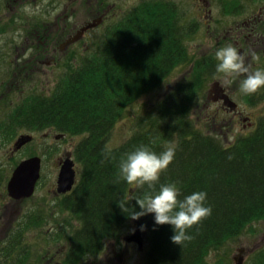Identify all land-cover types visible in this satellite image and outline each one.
Masks as SVG:
<instances>
[{
    "label": "trees",
    "instance_id": "16d2710c",
    "mask_svg": "<svg viewBox=\"0 0 264 264\" xmlns=\"http://www.w3.org/2000/svg\"><path fill=\"white\" fill-rule=\"evenodd\" d=\"M179 11L167 0H149L126 12L108 27L97 50L60 79L51 96H28L0 125V135L8 138L47 129L81 137L74 147L78 181L60 204L80 224L67 238L69 264L99 254L105 241L116 238L132 220L131 214L140 210L135 199L155 195L147 186L136 188L120 179L121 159L142 145L157 154L169 144L176 146L156 191L161 184L174 183L180 200L203 191L205 206L212 209L188 231L193 238L180 246L171 240L172 226L153 221L147 264H210L212 252L264 220V118L252 134L228 147L196 130L189 118L199 108L206 84L219 74L216 57L199 60L185 81L138 119L129 140L118 148L108 147L126 108L160 88L176 68L192 62L185 43L197 25L185 26ZM8 177L0 173V194ZM121 202L126 211L118 206ZM41 226L31 213L19 218L0 243V264H43L41 246L27 238L32 228Z\"/></svg>",
    "mask_w": 264,
    "mask_h": 264
},
{
    "label": "rangeland",
    "instance_id": "374dc122",
    "mask_svg": "<svg viewBox=\"0 0 264 264\" xmlns=\"http://www.w3.org/2000/svg\"><path fill=\"white\" fill-rule=\"evenodd\" d=\"M144 1L149 0H0V125L11 110L28 96H51L60 79L77 68L81 58L97 50L108 27ZM167 2H172L179 8L185 26L198 25L197 35L186 42L192 62L173 71L160 88L126 108L124 116L112 130L108 141L110 148L122 146L135 134L138 119L152 111L171 90L187 79L195 68V62L205 57H215L218 49L230 45L223 40L216 42L212 39V34L218 29L223 31L229 26L232 27L234 23H241L244 17L224 15L221 8L223 5L232 11L236 5L244 4V9L251 14L264 6V0L252 2L167 0ZM207 2L209 5L205 6ZM209 10L213 11V18L208 13ZM97 20L101 23L87 31L80 41L67 42L68 38L77 35L87 24ZM237 50L239 52V49ZM244 58L245 65L250 71L264 70V55L256 53L251 57L245 55ZM20 73H23L25 79L27 76L31 78L23 82L19 79ZM244 78L245 75L231 78L232 82L229 84L224 82L223 74L215 75L206 84L204 98L191 117L199 132L220 138L227 147L240 136L248 137L252 134L256 128L255 124L264 118V87L254 94H243L240 91V84ZM215 82H220L232 100L238 104L236 112L224 109L219 111L217 106H212L208 110L209 114L207 110L204 111L208 92ZM245 118L250 120L247 121ZM249 123H252L250 127L253 128L245 129V124ZM22 134H30L34 139L14 153V144ZM55 138L56 134H49L47 130L41 134L21 131L14 138L0 135V173L11 176L24 160L34 156L43 159L42 179L31 198L14 201L5 193L6 185L3 188L0 194L2 200L0 243L8 237L7 233L24 212L34 210L32 213L35 215L37 212L42 218L40 221L42 226L39 229L32 228L27 238L32 245H37L38 248L41 246L45 256L43 264H66L67 238L80 226L68 213L62 211L60 206L62 197L56 195V188L60 173L58 160L65 154H72L81 139L70 136L59 140ZM137 221L147 235L144 250H140L137 245L125 243L124 239L132 234L131 230L137 228L136 221L131 220L122 227L116 238L105 241L104 248L99 254L87 257L81 264H147L149 232L154 215L143 216ZM61 234L63 236L60 239L55 238ZM208 262L264 264V220L253 223L241 236L231 240L218 251L212 252Z\"/></svg>",
    "mask_w": 264,
    "mask_h": 264
},
{
    "label": "clouds",
    "instance_id": "9594fccd",
    "mask_svg": "<svg viewBox=\"0 0 264 264\" xmlns=\"http://www.w3.org/2000/svg\"><path fill=\"white\" fill-rule=\"evenodd\" d=\"M216 72L223 74L224 82L231 83L232 79L245 75L240 84L243 94H254L264 87V70L250 71L245 65V58L236 47L228 45L218 49L215 53ZM176 146L169 144L164 151L157 154L146 146H140L135 151L127 154L119 164L120 179L136 188L147 186L155 192V195L146 194L143 198H136L138 212L131 214L132 219H140L146 215H154L157 226L170 225L174 234L171 240L176 245H183L193 237L188 231L200 224L211 215V207L205 206L206 192H194L191 195L179 199L180 191L176 184H161L159 190L156 186L160 176L173 162ZM107 158V156L105 157ZM122 211L127 209L124 203L118 205Z\"/></svg>",
    "mask_w": 264,
    "mask_h": 264
},
{
    "label": "water",
    "instance_id": "95a60500",
    "mask_svg": "<svg viewBox=\"0 0 264 264\" xmlns=\"http://www.w3.org/2000/svg\"><path fill=\"white\" fill-rule=\"evenodd\" d=\"M101 21L88 24L84 27L79 36H82L86 31L95 28ZM75 37L73 41L79 39ZM212 101L219 99L225 100V106L230 108V110H236L237 105L229 100V97L225 94L224 89L220 87V83H215L212 87ZM33 139L31 136H22L16 143L15 149L19 150L25 144L31 142ZM74 162L71 159L65 161L62 166L59 181H58V192L61 194H66L71 192L76 183V171L74 170ZM42 159L39 157H34L22 162L14 171L13 176L8 184V193L15 200H22L25 198H30L34 195L36 185L41 177ZM141 228L137 232L127 239L128 242H136L142 248L144 244V238L141 237ZM239 264H242L240 262Z\"/></svg>",
    "mask_w": 264,
    "mask_h": 264
},
{
    "label": "flooded vegetation",
    "instance_id": "af4514ba",
    "mask_svg": "<svg viewBox=\"0 0 264 264\" xmlns=\"http://www.w3.org/2000/svg\"><path fill=\"white\" fill-rule=\"evenodd\" d=\"M251 2H252V0H251ZM208 5H209V3L207 2V4H205V6H208ZM225 7L226 6H224V5L221 7L224 15H226V14L231 15V16H238V15L242 16L243 15L244 20L241 23H234L232 25V27L229 26L228 29H225L223 31H221L219 29L216 30L212 34V39H215L216 42L223 40L232 46L235 45V47L237 49H239V53L243 56L248 55L249 57H251L252 55H254L256 53L264 55V6H261L257 12L252 13V14L248 13L246 8L244 9V4L243 5L241 4V6L236 5V7L232 9V11H230V9H226ZM229 8H231V7H229ZM208 13L213 18V11L209 10ZM212 20L214 21V19H212ZM212 22L210 23L211 25L213 24ZM210 29H211V26H210ZM197 33H198V31L196 32V35H197ZM230 40H232L233 42ZM196 64H198V61L196 62ZM195 67H196V65H195ZM18 76H20L19 79H21L23 82L26 81L27 79L29 80L31 78V76H30V78H29V76H27L25 79V76H23V73H20V75H18ZM23 79H25V80H23ZM226 92H227V94H229L227 90H226ZM212 106H213V104H210V105L206 106L204 110L208 111L212 108ZM208 114H209V111H208ZM248 119L245 118V120H247V121H248ZM215 120H217V118H215ZM245 120H244V122H245ZM250 126H252V123L245 124L244 127H245V129L253 128ZM69 155H71V154H65L62 158H60L58 160L60 168H61V164L64 161V159L68 158ZM56 195L62 197L61 202L66 197L64 195L58 194L57 191H56ZM31 215L35 216L36 219L38 218L39 221L42 220V218L39 217L40 216L39 213H37V212H35V215H34V213H31ZM134 230L135 229L131 230L132 233L134 232ZM128 245H136V244L135 243H131V244L129 243ZM66 252H68L67 249H66Z\"/></svg>",
    "mask_w": 264,
    "mask_h": 264
},
{
    "label": "bare ground",
    "instance_id": "6f19581e",
    "mask_svg": "<svg viewBox=\"0 0 264 264\" xmlns=\"http://www.w3.org/2000/svg\"><path fill=\"white\" fill-rule=\"evenodd\" d=\"M108 13V12H107ZM196 63V62H195ZM180 67H182V66H179L178 68H180ZM178 68H176V70L178 69ZM181 83V82H180ZM179 83V84H180ZM178 84V85H179ZM154 92V91H153ZM150 94V93H149ZM170 94V93H169ZM168 94V95H169ZM225 94L229 97V100H231L233 103H235L236 105H237V108H236V110L238 109V104L235 102V101H233L232 100V98H231V96L229 95V94H227V92L225 91ZM146 95H148V94H146ZM146 95H144V96H146ZM167 95V96H168ZM166 96V97H167ZM165 97V98H166ZM164 99V98H163ZM161 102V101H160ZM159 104V103H158ZM157 104V105H158ZM212 104H213V106H217L218 108H219V111H224V110H227V111H231L230 110V108H228L227 106H225V100L224 99H219V100H216V101H213L212 102ZM218 104V105H217ZM157 105L153 108V110L157 107ZM224 107V108H223ZM224 109V110H223ZM152 110V111H153ZM195 111V110H194ZM194 111H191L192 113H191V115H190V120L193 122V124H194V126H195V128H196V130H198V127H197V125H196V123L192 120V116H193V114H195V112ZM214 120V119H213ZM136 125V124H135ZM136 127H137V125H136ZM256 130V129H255ZM254 130V131H255ZM219 141L221 140L220 138H217ZM222 142V141H221ZM223 143V142H222ZM224 144V143H223ZM225 145V144H224ZM227 146V145H226ZM141 234H142V236L141 237H143V238H145V234H146V232L144 231V230H141ZM149 249H150V243H149ZM148 252H149V250H148ZM148 255V254H147Z\"/></svg>",
    "mask_w": 264,
    "mask_h": 264
}]
</instances>
